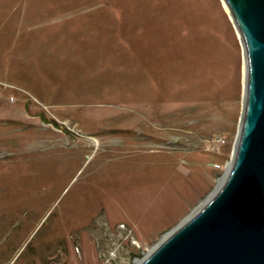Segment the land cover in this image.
Here are the masks:
<instances>
[{"label": "rangeland", "instance_id": "obj_1", "mask_svg": "<svg viewBox=\"0 0 264 264\" xmlns=\"http://www.w3.org/2000/svg\"><path fill=\"white\" fill-rule=\"evenodd\" d=\"M244 84L222 0H0V264H139L225 178Z\"/></svg>", "mask_w": 264, "mask_h": 264}, {"label": "water", "instance_id": "obj_2", "mask_svg": "<svg viewBox=\"0 0 264 264\" xmlns=\"http://www.w3.org/2000/svg\"><path fill=\"white\" fill-rule=\"evenodd\" d=\"M245 49L244 114L212 196L139 264H264V0H225Z\"/></svg>", "mask_w": 264, "mask_h": 264}, {"label": "bare ground", "instance_id": "obj_3", "mask_svg": "<svg viewBox=\"0 0 264 264\" xmlns=\"http://www.w3.org/2000/svg\"><path fill=\"white\" fill-rule=\"evenodd\" d=\"M222 1H223V4H224L225 9H226L227 12L229 13V15H230V17H231V19H232V21H233V23H234V25H235V28H236V30H237V32H238V35L240 36V39H241V42H242V45H243V50H244V83H245V81H246V62H245L244 40H243V37H242L240 31L238 30V26H237V24H236V22H235V20H234V17H233V15H232V13H231V11H230V9H229V7H228L226 1H225V0H222ZM244 89H245V84H244ZM244 103H245V94H244ZM243 114H244V113H243ZM242 119H243V118H242ZM237 143H238V142H237ZM236 146H237V145H236ZM232 160H233V159H232ZM232 160L230 161V164L228 165L229 168H230V166H231ZM229 168H228V171H229ZM227 173H228V172H227ZM226 175H227V174H226ZM222 181H223V179L220 181V184H221Z\"/></svg>", "mask_w": 264, "mask_h": 264}]
</instances>
